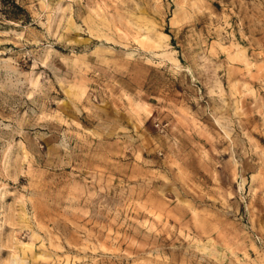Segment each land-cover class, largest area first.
Returning <instances> with one entry per match:
<instances>
[{"label":"rangeland","instance_id":"obj_1","mask_svg":"<svg viewBox=\"0 0 264 264\" xmlns=\"http://www.w3.org/2000/svg\"><path fill=\"white\" fill-rule=\"evenodd\" d=\"M0 264H264V0H0Z\"/></svg>","mask_w":264,"mask_h":264}]
</instances>
